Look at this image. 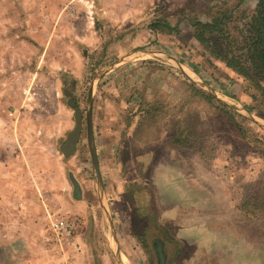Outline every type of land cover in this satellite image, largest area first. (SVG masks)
<instances>
[{
	"label": "rangeland",
	"instance_id": "1",
	"mask_svg": "<svg viewBox=\"0 0 264 264\" xmlns=\"http://www.w3.org/2000/svg\"><path fill=\"white\" fill-rule=\"evenodd\" d=\"M257 2L0 0V264H118L91 186L84 114L93 75L135 49L144 51L95 83L92 103L125 264H157L155 238L166 264H264V128L185 76L264 121V102L253 108L255 91L191 25L220 19L239 41ZM73 106L83 127L65 157ZM176 131L196 146L177 147ZM53 218L75 221L71 242L48 238Z\"/></svg>",
	"mask_w": 264,
	"mask_h": 264
},
{
	"label": "trees",
	"instance_id": "2",
	"mask_svg": "<svg viewBox=\"0 0 264 264\" xmlns=\"http://www.w3.org/2000/svg\"><path fill=\"white\" fill-rule=\"evenodd\" d=\"M191 25L195 28L194 38L208 48L209 53L227 69L249 83V88L252 92L255 91L250 94V98L253 108L257 110V103L264 102V0H258L255 14L251 17L248 28L239 34V41L222 29L220 19L213 22L194 20ZM209 36L216 39L215 47H210ZM206 98L211 99L208 95ZM173 143L182 149L196 146L195 141L181 131H176Z\"/></svg>",
	"mask_w": 264,
	"mask_h": 264
},
{
	"label": "water",
	"instance_id": "3",
	"mask_svg": "<svg viewBox=\"0 0 264 264\" xmlns=\"http://www.w3.org/2000/svg\"><path fill=\"white\" fill-rule=\"evenodd\" d=\"M144 49H135L132 50L120 58H118L113 63H110L109 65L102 68L99 72H96L90 83L88 84L87 89V95H86V110L84 114V120H85V134H86V140H87V147H88V153L90 156V162H91V170H92V183L94 187V192L98 201V207L101 212L102 218L106 224V231L109 238V241L111 243V250L113 255L116 258V262L118 264H125L124 257L120 252L118 242L116 239L115 232L112 228V222L110 215L105 207L104 204V188L102 185L101 175L99 171V165L97 160V153L95 149L94 144V137H93V129H92V103H93V91L95 83L104 75H106L108 72L112 71L116 66L123 63L126 59H128L131 56H134L138 53L143 52ZM150 51L153 54H160V51H156L153 49L147 50ZM182 71V69H181ZM187 78L195 83L198 87L206 90L209 95H211L213 98L218 100L221 104L224 106L234 110L238 114L242 115L243 117L251 120L252 122L256 123L260 127L264 128V121L256 118L252 113H250L246 108L242 106L233 105L230 102H228L226 99L220 97L214 90H212L210 87H208L204 82L200 81L193 75L190 77L189 75H186ZM74 107V106H73ZM74 111V117H75V124L70 133H68L66 140L64 141L62 145V152L65 157H69L74 152L75 144L77 143L80 134H81V126H82V116L80 111L77 108H73ZM167 259V258H166ZM167 260L165 261L166 264Z\"/></svg>",
	"mask_w": 264,
	"mask_h": 264
},
{
	"label": "built area",
	"instance_id": "4",
	"mask_svg": "<svg viewBox=\"0 0 264 264\" xmlns=\"http://www.w3.org/2000/svg\"><path fill=\"white\" fill-rule=\"evenodd\" d=\"M75 231V221L68 218H53L48 223V238L61 242L72 237Z\"/></svg>",
	"mask_w": 264,
	"mask_h": 264
},
{
	"label": "crops",
	"instance_id": "5",
	"mask_svg": "<svg viewBox=\"0 0 264 264\" xmlns=\"http://www.w3.org/2000/svg\"><path fill=\"white\" fill-rule=\"evenodd\" d=\"M94 92V91H93ZM92 109H93V104H92ZM82 127H83V122H82V126H81V132H82ZM92 129H93V126H92ZM84 131H85V120H84ZM81 135V134H80ZM85 136H86V134H85ZM80 138V137H79ZM79 142V139H78V141H77V143ZM77 143L75 144V147H74V152H75V149H76V145H77ZM74 152L71 154V156L74 154ZM71 156H69V157H71ZM97 160H98V165H99V171H100V175H101V180H102V185H103V188H104V193H105V187H104V181H103V178H102V172H101V165H100V159H99V157L97 156ZM70 182H71V185H72V188H73V192H75L76 190V188L78 189V183H76L75 181L73 182L72 180H71V178H70ZM91 186H93V183H92V170H91ZM93 190H94V187H93ZM95 193V192H94ZM96 196V195H95ZM97 199V198H96ZM97 203H98V201H97ZM72 237L70 238V239H68V240H66V241H63V243L64 242H67V243H69V242H71L72 240ZM74 239V238H73ZM71 240V241H70ZM58 256L59 257H61L63 260H66L67 259V256H66V254H65V252H64V249L62 248L61 249V251H59L58 252Z\"/></svg>",
	"mask_w": 264,
	"mask_h": 264
},
{
	"label": "flooded vegetation",
	"instance_id": "6",
	"mask_svg": "<svg viewBox=\"0 0 264 264\" xmlns=\"http://www.w3.org/2000/svg\"><path fill=\"white\" fill-rule=\"evenodd\" d=\"M152 247L157 257V264H165V253L166 247L163 243L159 241V239H153Z\"/></svg>",
	"mask_w": 264,
	"mask_h": 264
}]
</instances>
